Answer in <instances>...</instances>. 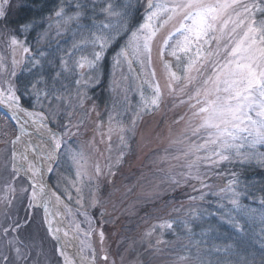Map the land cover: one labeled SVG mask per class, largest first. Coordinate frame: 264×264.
Here are the masks:
<instances>
[{
	"label": "rangeland",
	"instance_id": "374dc122",
	"mask_svg": "<svg viewBox=\"0 0 264 264\" xmlns=\"http://www.w3.org/2000/svg\"><path fill=\"white\" fill-rule=\"evenodd\" d=\"M57 1L58 6L63 4L69 13L80 10L76 8L77 2L85 9L94 11L95 14L89 16L88 20L86 18L89 15L87 10L83 12L81 25L88 27L92 26L93 17L98 22L106 19V14L101 9L109 2L120 9H124V6L137 4L134 0H80L74 3L72 2L74 0ZM143 3L147 5V0L140 1V9H142ZM71 5L73 10L70 8ZM25 6L26 0H12L8 30H13L20 24L17 25L15 21L18 19L19 11ZM56 9L52 10L51 14L35 19L36 26L33 30L17 36L31 48L32 51L27 54H22L20 49L13 52L8 45L7 38L0 35V64L3 65L0 67V85L7 86L5 81L9 79V72L12 71L13 57L19 61L23 56L24 62L16 67V75L11 77L12 83L16 85L21 75L27 79L26 85L42 79L47 83V89L50 92L54 91L65 97L58 101L54 95H49L47 98L41 96L40 104H37L36 98L30 95V87L28 92H25L24 88L17 85L25 101L33 108L32 112H44L54 131L63 134L67 127H71L73 134L64 136L57 158L54 159L49 185L61 197L65 205L72 209L71 214L65 209L67 221L72 228L76 231L75 224L79 223L82 229L77 232L80 238V249L81 241H84L85 245L90 243L96 249L95 264H111L112 261H115V264H210L212 260H219L218 262L248 261V256L241 250H231L230 244L222 246L217 240V236L216 243L204 245L205 243H201L196 238V234L193 232L194 226L192 227L190 223L191 217H195L204 210L202 200H193L192 198L198 197L202 193L208 196V192H219L227 186L230 179L234 178L231 176L219 181L218 175L221 173V176L230 175L227 173L228 170L223 169L226 167L241 169L245 165L225 162L215 166L211 171L202 169V171H208L206 182L212 188L216 185L215 190H212L211 187L197 189L200 186L198 181L185 180L179 175L186 171L183 167L184 160H176L174 157L182 145L173 144L172 141L187 135L185 128L191 113L186 104L179 103L178 96L168 94L166 87L167 75L159 51L162 39L170 31V26H166L160 31L152 45L151 66L155 69V79L159 81L164 92L163 103L158 110L141 113L142 118L137 119L134 133H126L129 147L126 149L122 161L116 164L115 161L122 150V145L119 134L116 132L112 134L111 140H108V117L111 114L115 119L122 120L126 127H131V122L142 103L140 91L137 88L139 81L135 79V73H129L126 65L122 70L113 68L112 56L115 48L113 45L107 50L99 64L98 81L87 88V99L84 101L83 107H79L76 95L77 86L74 83L79 77L75 73L63 72L61 59L68 58L67 53L72 49L73 40L79 38L81 29L73 24L67 30H62L61 34L57 36L55 25L51 29L48 28V17H54ZM144 14L143 10L140 16L143 17ZM45 31L48 32L47 38L40 39L41 34ZM74 32L77 35L74 36ZM30 36H32L31 44L28 41ZM38 40H40L39 43ZM39 52H43L44 55L40 56ZM34 55L40 61L39 64L29 62V58ZM165 59L173 60L170 56H166ZM53 62L54 64L57 62L55 68H51ZM105 64L107 68H105ZM173 65L175 67L174 61ZM79 71L77 70V72ZM84 72L87 73V69ZM57 73H61L59 78H57ZM122 76L126 79H122ZM114 80L118 85L115 91L113 90ZM119 85H123V87ZM124 88H127L126 93ZM144 95L145 97L151 95L150 90L146 87ZM100 97L102 102H99ZM114 105L116 106L115 112L113 111ZM181 116H184L185 119L180 120ZM81 120H83V124L79 129L73 126ZM101 122H103L102 126L98 127ZM102 133L103 135H101ZM16 134L14 125L0 112V228L3 225L11 224L13 220H17L21 225L18 231L12 235L19 237L22 241L19 247L28 255L24 261H17V264H64L58 244L47 230L44 212L40 208H28L31 181L29 182L22 175L13 180L10 153L12 151L11 141L16 137ZM70 150L83 152L84 168L81 171L86 172L87 175L77 178V165L70 158ZM110 162L113 165L111 171L114 175H110L106 167ZM97 163L102 170V174L99 176L96 175L94 169ZM173 176L179 183L172 182ZM235 178H238L239 181L241 179L238 175ZM9 182L14 183V193L7 190ZM240 186L239 184V190L243 192ZM77 188H79V192H77ZM23 189H28V191L25 192ZM178 190H185V192L181 195L178 192L175 194ZM69 195L71 199L68 198ZM171 195L174 196L169 198L168 196ZM93 196L98 203L94 207H90ZM213 196L211 199H215L218 211H225L218 206L221 202L225 204L226 209L231 208L227 201H221L217 195ZM5 197L13 198L10 206ZM78 198L84 205L82 211H87L93 218V226L96 231L90 236L84 235V232L88 230V223L84 220V216L77 212V209L80 208L76 202ZM247 198L249 199L245 192L241 197V203L245 205L251 215L243 216L233 212L244 231L240 232L227 224L237 231L244 240L249 237V240L258 245H264V219H262L264 204H258L252 200L245 202L244 199ZM214 211L216 210L214 209ZM101 212L104 213L103 217L100 216ZM164 220L175 221L176 223L173 225L175 231L154 229L155 225H159ZM183 221H187L191 227V236L182 226ZM100 230L104 231L103 244H101L98 234ZM150 231L152 235L146 236V233ZM158 239L163 242L157 244ZM0 249H3L2 243H0ZM104 253H107L109 257L107 262L101 259ZM83 254L88 256L90 251L86 248ZM10 256L15 257V252H11ZM181 256L191 258L181 261Z\"/></svg>",
	"mask_w": 264,
	"mask_h": 264
},
{
	"label": "snow or ice",
	"instance_id": "6c2138e0",
	"mask_svg": "<svg viewBox=\"0 0 264 264\" xmlns=\"http://www.w3.org/2000/svg\"><path fill=\"white\" fill-rule=\"evenodd\" d=\"M11 7L12 0H0V29H3L0 35L7 38L13 52L20 49L22 54H27L32 51L31 48L17 36L33 30L36 21L21 22L15 29L8 30ZM130 7L129 5L125 9H120L114 7L111 2L107 3L101 9L106 14V19L98 22L93 17L91 27L81 25L84 6L79 3L76 4V8L80 10L72 13L66 11L65 6L60 4L54 12V17H48V28L51 29L55 25L57 36L73 24L81 29L79 38L73 40L72 49L67 53L68 58L61 59L62 71L75 73L79 77L74 82L77 86L79 107H83L87 99V88L98 81L99 64L113 45H115L112 56L113 68L122 70L126 65L129 73H135V79L139 81L137 88L142 103L131 122V127H126L122 120L115 119L111 114L108 117L107 138L110 141L112 134L116 132L122 145L115 163L119 164L126 154L129 147L126 133H134L137 119L142 118L141 113L158 110L163 103L164 92L159 81L155 79V69L151 66L152 45L160 31L170 26V31L162 39L159 51L167 75L166 87L168 94L178 96L179 103L186 104L191 113L185 128L187 135L172 141L173 144L182 145L174 157L176 160H184L183 167L186 171L179 175L185 180L198 181L201 188H210L206 182L208 171L202 169L211 171L215 166L225 162L264 168V0H147L143 22L134 26L129 25L130 12L127 8ZM73 35L77 33L74 32ZM47 36L48 32L45 31L40 39H46ZM38 54L44 55L43 52ZM166 56L172 57L173 60L165 59ZM23 62V56L19 61L13 57V68L9 72V79L5 81L7 86L0 85V105L6 107L12 113L11 118L19 124V135L11 141V173L13 180L18 178L20 173L26 176L31 173L28 177L31 181L28 208L39 206L43 209L47 230L53 239L59 242L60 236L56 233L61 229L55 227L54 219L49 217L52 215L50 212L52 198L55 197L56 202L60 203L61 197L50 190L46 192L47 186L38 183L37 178L45 170L44 164L34 162L28 153L31 151L36 154L38 160L51 162L57 158L64 136L73 133L71 127H67L63 134L53 133L46 123L47 116L44 112L28 111L22 106V94H18V88L12 83L11 77L16 75V67ZM29 62L40 63L35 55L29 58ZM2 66L0 64V67ZM85 69L87 73L84 72ZM56 75L59 78L61 73ZM122 79L126 77L122 76ZM117 86L114 80V91ZM29 87L30 95L36 98L37 104H40L41 96L47 98L54 95L58 101L65 98L62 94L50 92L47 83L42 79L25 85L24 91L28 92ZM145 87L151 92L149 97L144 95ZM124 91L126 93L127 88H124ZM113 111H116L115 105ZM21 113L28 117L23 123H20ZM184 119V116L180 117V120ZM29 121L37 129L48 130L49 142L53 145L50 150H41L29 142L23 151H17L16 146L20 143L21 137L31 135L26 127ZM102 123L98 127L102 126ZM82 124L83 120L73 126L79 129ZM193 137L196 139L193 140ZM70 158L77 165V178L87 175L81 171L84 168L83 152L70 150ZM112 166L111 162L106 165L110 175H114L111 171ZM94 169L97 176L102 174L98 163ZM46 170L52 171L50 163ZM232 176L234 178L227 182V186L214 195L231 205L230 209H226L223 202L219 203V208L225 210L221 219L243 232V226L233 212L243 216H250L251 213L241 203L244 193L239 190L240 181L235 178L236 173H232ZM171 179L173 183H179L174 176ZM7 190L14 193V183L9 182ZM23 191L27 192L28 189ZM204 195L202 193L192 199L203 200ZM68 198L71 199V196ZM12 199L5 197L9 206ZM76 202L80 205L77 212L82 214L88 223V230L84 235L90 236L96 231L93 218L87 211H82L84 205L79 198ZM97 203L93 196L89 206L94 207ZM260 203L264 204V199H261ZM65 209L71 214L72 209L66 205ZM103 215L101 212L100 216ZM175 223L173 220H164L155 225L154 229L175 231L173 228ZM20 226L17 220H13L11 224L0 228V243L3 244V249H0V264H17V261L26 259L28 253L19 247L22 241L18 236L12 235ZM182 226L191 236L192 230L188 222L183 221ZM75 229L77 232L82 231L79 223L75 224ZM68 234L67 231L64 232L65 236ZM98 234L103 244L104 231L100 230ZM151 235V231L146 233V236ZM162 242L159 239L156 241L157 244ZM81 245V253H84L86 248L90 251L88 256L81 255V261L87 260L89 264H95L96 249L90 243L85 245L84 241H81ZM13 251L15 257L10 256ZM60 255L64 259V264H74L62 250ZM190 258L181 256L180 260ZM101 259L107 262L109 260L107 253H104ZM111 264H115V261Z\"/></svg>",
	"mask_w": 264,
	"mask_h": 264
},
{
	"label": "trees",
	"instance_id": "16d2710c",
	"mask_svg": "<svg viewBox=\"0 0 264 264\" xmlns=\"http://www.w3.org/2000/svg\"><path fill=\"white\" fill-rule=\"evenodd\" d=\"M80 0H74L72 1L77 2ZM137 4L131 6L130 8H127V10L130 12L129 17V25L134 26L138 23L143 21V17L140 16V13L144 10L146 3H143V6L140 9V1L141 0H134ZM57 0H26V6L23 7L18 14V19L15 21V23L18 25L21 22L29 21V20H35L39 19L44 15L51 14V11L57 8L58 6ZM72 3V5H73ZM78 3V2H77ZM71 5V9L73 10V6ZM127 6H124V9ZM97 9V8H96ZM87 10L88 14L86 16L87 20L89 16L94 15V11H89L88 9L83 8V12ZM33 35V34H32ZM31 37H29L28 41L31 44ZM108 61L106 60V64ZM57 62L54 64L53 67L55 68ZM105 64V65H106ZM105 67V66H104ZM107 68V65L106 67ZM49 70V69H48ZM21 78V79H20ZM27 83V79L25 77H19L16 83V86H20L21 88H24V86ZM19 90V89H18ZM19 94H22L20 90L18 91ZM22 104L32 110L31 105L25 101V98L22 94L21 96ZM99 102H102L101 97L99 98ZM101 106V105H98ZM223 170H228V174L226 176L218 175L219 181L223 178H228L232 176V173H236L241 179H240V188L243 190V192L248 194V201L247 199H244L245 202H249L250 200L256 201V203L261 204V199H264V168H260L256 165H248L245 164L243 168H225ZM218 181V182H219ZM222 182V181H221ZM219 182V183H221ZM215 186H213L212 190H215ZM200 189V186L199 188ZM178 192V194H183L185 192L182 190H178L175 192V194ZM208 196H204V199L202 200V203L204 205V210L200 211L198 215L195 217H191L190 221L191 226L193 227V232L196 234V238L201 243H205L204 245L214 244L216 243V236L217 240L219 241L222 246H225L230 244L232 249H238L241 250L244 254L248 256V261H237L233 262L232 260L228 261H220L212 260L210 264H264V245H258L256 242H253L249 240V237L247 240H244L242 236L237 232L234 231L233 228L228 226V224L225 222V220H222L221 217L224 214L221 210L218 211L216 208L215 199H211L214 196V192H208ZM174 196V195H173ZM168 196L169 198L173 197ZM200 196V195H199ZM198 196V197H199ZM189 197V196H188ZM209 199V200H207ZM259 199L260 201H258ZM214 209L216 211H214ZM215 237V238H214ZM203 245V246H204ZM211 250V249H210ZM246 250V252H244ZM213 259V258H212ZM208 260V259H207Z\"/></svg>",
	"mask_w": 264,
	"mask_h": 264
},
{
	"label": "bare ground",
	"instance_id": "6f19581e",
	"mask_svg": "<svg viewBox=\"0 0 264 264\" xmlns=\"http://www.w3.org/2000/svg\"><path fill=\"white\" fill-rule=\"evenodd\" d=\"M27 119L28 117L25 116L23 113L20 114V120L22 121V123L24 122V120ZM26 127H27V131L31 133V135L21 137L20 143L17 144L16 146L17 151H23L24 146L29 142L31 143L32 146H37L44 151L50 150L52 148L53 145L52 143L49 142L50 136L47 129L45 128L37 129L36 126L32 125L31 121H29V124ZM28 155L29 158L32 159L34 162L36 163L42 162L44 164L45 170L42 172L41 176L37 178L38 183H41L45 175L48 173L46 169L48 168L49 163L52 165L53 160L51 162L38 160L36 154L31 151L28 153ZM20 175L24 176L25 174L20 173ZM30 175L31 173L28 174V176ZM35 208H40L43 211V209L39 206ZM51 209H53L55 213L54 226L59 227L61 229L59 233H56L57 235L60 236V246L63 245L62 249L60 247V251L62 250L72 261H74V264H89V261L87 260L83 262L81 261V255L84 254L80 252V238L78 236L77 231H75L70 225V223L67 221L65 203L63 202V200L61 199V202L57 203L55 197H53L52 204L50 206V212ZM49 218L52 219L51 215ZM65 231L69 233L67 236L64 235Z\"/></svg>",
	"mask_w": 264,
	"mask_h": 264
},
{
	"label": "water",
	"instance_id": "95a60500",
	"mask_svg": "<svg viewBox=\"0 0 264 264\" xmlns=\"http://www.w3.org/2000/svg\"><path fill=\"white\" fill-rule=\"evenodd\" d=\"M0 112L5 116V117H7L9 120H10V122L15 126V128H16V131H17V136L19 135V124H17V122L15 121V120H13L11 117H12V113L6 108V107H4L3 105H0ZM20 123H22V121L20 120ZM16 136V137H17ZM15 137V138H16ZM50 174H51V172H48L46 175H45V177L43 178V180H42V182L41 183H43V184H45L47 187H46V192L47 191H51L52 192V189H51V186L49 185V176H50ZM24 177H25V179H28L29 180V176H26V175H24ZM29 182H30V180H29ZM51 217H52V219H54V224H55V213H54V211H53V209H51ZM51 234V233H50ZM57 235V234H56ZM51 236H52V234H51ZM56 242H57V244H58V247H59V250H60V241L58 242L57 240H56ZM63 261H64V259H63Z\"/></svg>",
	"mask_w": 264,
	"mask_h": 264
}]
</instances>
